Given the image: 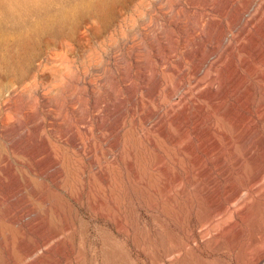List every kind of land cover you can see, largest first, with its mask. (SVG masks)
<instances>
[{"label":"rangeland","instance_id":"obj_1","mask_svg":"<svg viewBox=\"0 0 264 264\" xmlns=\"http://www.w3.org/2000/svg\"><path fill=\"white\" fill-rule=\"evenodd\" d=\"M15 1L18 0L0 1L6 6L5 11H0V40L4 41L0 45V107L10 99L0 115V264H15L14 251L24 246L29 234L26 228L15 223L18 214L27 206L25 193L37 192L47 205L61 209L46 185L33 187L23 179V176L29 177L27 166L31 165L26 143L33 128L31 116L40 105L36 102L34 108L28 110L24 94L9 95L8 91H60L54 96L60 103L64 102L67 91H96L89 95L101 105L102 117L91 114L90 101L85 100L87 107L81 111V115H91L95 135L110 109L128 113V124L123 131L126 134L122 132L121 145L114 152L117 166L115 172L108 174L110 187L106 184L101 187L98 183L101 172L93 171L95 175H91L88 166L82 174L78 171L72 177L74 193L70 204L74 242L76 249L85 256L86 264H184V256L187 257L186 264H251L262 254L264 200L257 202L254 192V198L245 205L239 220L243 233L237 240L220 244L222 236L202 239L199 234L200 208L195 198L190 196L186 201L176 202L170 197L174 171L184 172L181 156L177 148L171 146V135L162 136L158 126L149 128L142 121L149 109L155 107L182 109L183 91H191L192 96L186 95L187 98L197 102L201 100L198 95L202 91L212 95L229 93L226 95L229 103L239 104L235 106L239 110L236 119L242 125L239 138L244 136L243 133L248 134L246 146L253 150L250 156L243 149L238 150L241 159L236 168V181H244L257 170L264 161V84L254 78L257 72L253 66L255 59L248 54H243L245 60L243 67H239L240 78H235L237 71L233 74L232 62L237 55L241 59L240 49L246 43L245 36L239 37L240 40L235 33L233 38L236 31L228 24L230 19L227 18L237 13L238 3L226 15L227 10H220L221 0H113L105 15L92 17L89 23L82 17V26L75 33L69 34L64 24L62 42L57 46L51 38L53 30L60 25L57 22L61 15L68 10L67 4L98 0H27L40 6L31 14L20 8L13 9ZM259 20L264 22V15ZM257 26H250L252 31L248 32L256 33L261 25ZM40 28L43 33L38 31ZM228 29L230 35L225 36ZM23 37L25 48L20 45ZM113 47H119L120 54L107 64L103 54L105 51L112 53ZM46 57L48 62L39 66V59ZM213 58H217L216 61ZM246 60L251 63V70L245 64ZM210 62L214 67L210 68ZM98 68L103 74L101 79L97 76ZM29 69L34 78L26 88L29 81L20 84L19 78ZM197 77L203 80H197ZM185 79L189 83L182 86ZM171 91L181 92L168 101L167 95ZM174 102L179 104L174 105ZM245 103L248 104L245 106ZM240 112L250 116L249 122H242ZM5 113L13 116V120H7ZM19 158L23 164L18 162ZM80 166L84 168L83 163ZM63 174L64 170L58 171L60 181ZM81 179L84 187L80 185ZM129 213L135 220L136 242L131 229L117 222L125 217L128 219ZM257 264H264V261Z\"/></svg>","mask_w":264,"mask_h":264},{"label":"bare ground","instance_id":"obj_2","mask_svg":"<svg viewBox=\"0 0 264 264\" xmlns=\"http://www.w3.org/2000/svg\"><path fill=\"white\" fill-rule=\"evenodd\" d=\"M86 2L82 3L79 1V3L76 4L70 1L67 4V13L65 12L66 14H62L63 17L61 15L60 20L57 22L60 25L53 30L51 40L55 45L60 46L62 42L61 28H63L64 24L66 25L64 27H68L69 34L75 33L82 26L80 23L82 17H85L86 21L89 23L92 17H101L105 15L113 3V0H98L94 3L90 1L88 3ZM236 3H238L237 13H231L232 16L230 18L226 16V18L228 20L230 19V22H228L230 29L236 31L233 32V38L236 36L235 33H237L236 37L238 38L245 36L246 40L244 41H246V43L243 41L245 44L241 46V49L237 48L240 49L242 54L241 59L239 57L240 55H237L235 60L233 59L234 61H231L234 63L235 68L233 74L237 71L238 77L235 76V78H240L239 67H243L245 60L243 59V54H248L255 59V65L253 64V66L257 72L255 71V73L252 71L255 73L254 78H256L259 83L264 84V22L259 20L264 15V0H223V2L221 0V5H219L221 6L220 10H227L225 12L226 15H228L227 12L234 9ZM4 7L6 6L0 3V11H5ZM18 8L31 14L37 12L40 6L35 1L18 0L13 4V9ZM58 10H60V8ZM120 16L122 15L120 14ZM258 21L259 23L257 24ZM257 25L261 26L258 27ZM250 26H257L258 30H255L257 32L254 34H251L252 32L249 33L248 30L252 31V28H249ZM4 27L7 29L6 26ZM224 30L222 29V31ZM38 31L41 33L44 32L41 28ZM226 31L227 34H225V36L228 35L230 30L228 29ZM221 36H224V34ZM240 40L239 42H241ZM3 42L4 41L0 40L1 46ZM20 45L22 48H25L26 44L24 37ZM223 47L225 48L224 45ZM119 54V47L116 49L113 47L112 53L108 54L107 51H105L103 55L106 58L107 64H110ZM214 56H217V54H214ZM223 58L224 57H222V59ZM213 59L216 61L215 59L217 58ZM208 60L210 59L208 58ZM225 61L227 62V60ZM47 62V57L42 60L40 58L38 65L40 66ZM245 64L251 67L249 61L246 60ZM210 65V68H212V63ZM234 68L232 67V69ZM96 71L99 72L97 76L101 79L103 76L101 68H98ZM31 72L32 71L29 69L19 78L20 84L29 81L25 85L26 88L33 83L32 79L34 77L31 75ZM194 72L195 74L197 73L196 70ZM205 73L206 72H202V74L206 75ZM197 74L196 76H198ZM198 78L199 77H197V80H203V78ZM194 80L197 81L196 78ZM186 83H189L188 79L182 81L181 85L184 86ZM58 92L60 91H8L9 95L14 93L24 94L28 110L34 108L36 102L40 105V109L31 116L33 128L30 137L26 140L29 146L28 154L31 159V165L27 166L29 177L23 176V179L33 185V187L46 185L49 188L48 192L51 197L61 206L60 209L52 205H47L46 201L40 197L37 192L32 191L31 194L25 193L27 206L24 211L18 214L15 223H18L20 225L19 227L22 229L26 228L29 234L24 242V246L14 251L13 260L15 264H86L85 256L80 250L76 249L74 242V222L72 206L70 204V197L74 193V183H71L72 177L79 172L82 174L83 170L85 171V167L88 166L91 175L93 171L97 173L101 172L99 173L100 180L98 181V183H101V187H105L104 184L110 187L108 174L117 166L114 152L118 149V146L121 145L123 137L122 132L125 131L127 127L126 124H128L126 122L128 113L125 114L112 108L108 111L106 120H101V124L98 125L99 133L95 135L93 134L91 115H81V111L83 108L87 107L85 105V100L90 101V105H87L91 106V114L97 113V116L102 117L101 105L89 95V92L94 94L96 91H67L63 103L54 99V96L57 95ZM180 92L171 91L167 95L169 98L168 101L177 97ZM183 92L185 93L183 97L181 96L182 93L180 95L182 101H184L182 109L179 108V111H175L172 109V106H169L168 109L166 107L155 109V107L154 109H149V113L146 114L142 121L146 126H149V128L154 125H156V128L158 126L159 133L162 136H165L166 133L171 135V146L175 150L177 148L181 156L180 161L184 172L181 171V173H176L174 171L175 174H173V176L171 175L172 185L169 189L170 197L176 202L186 201L190 196L191 199L195 198L200 208L199 221L201 223V230L199 234L201 238L222 236L223 239L220 241V244L233 241L234 239L237 240L239 234L243 233V226L239 220L245 211V205L254 198V192L257 193V198H254L258 200L257 202L262 203L264 200V161L256 168L257 170H255V172H252L244 181L238 183L235 176L238 162L241 159L238 155V150L241 148L246 155H253V150L246 146L248 134L243 133L244 136L240 138L238 135V133L242 134L239 132L242 125L238 122L239 120L237 121L236 119L239 113L237 111L239 110H236L235 106L239 104H230L226 96L229 95V93L225 94L226 92L222 93L225 95H219L211 91L214 93V95H212L202 91L198 95L201 99L198 100L199 102L195 101L196 99L190 100L187 98L186 95L191 94V91ZM236 92L237 95H239L238 91ZM235 98L237 97L235 96ZM9 100L10 99H7L1 104L0 115L3 114V111L6 109L5 104ZM246 102H248V100ZM174 103H176L174 105L179 104L177 102ZM240 104H243V102H240ZM247 104L248 103H245V106ZM106 105L109 107L108 103H106ZM166 106H168V104ZM176 107L178 108L179 106ZM9 113H5L6 119L13 120V116H10ZM241 114L242 115L239 116L243 119L242 122H249L251 119L249 118L250 116L243 115V113ZM142 116H144V114ZM130 119H132L131 116ZM249 126L250 125H248V128H250ZM151 130L153 133V128L150 129V131ZM248 132L249 130L247 133ZM253 133H255L254 130ZM159 137L161 138V136ZM83 160H88V162L86 163ZM18 162L23 164L21 158H19ZM82 163L83 166L84 163H86L84 168L80 166ZM20 170L24 171L22 169ZM63 170L64 177L60 181L58 171L63 172ZM93 175H95V173H93ZM80 185L84 187L82 179ZM127 217L128 219L125 217L122 218V221L118 219L117 222L124 228L128 230L129 228L131 229L133 241L136 242L137 231L135 220L132 213L127 214ZM182 260L184 264H186L187 257L184 256ZM262 261H264V252L254 258L251 264H257Z\"/></svg>","mask_w":264,"mask_h":264}]
</instances>
